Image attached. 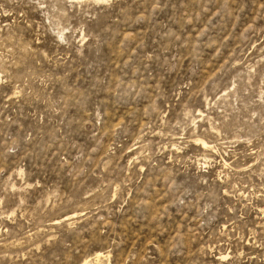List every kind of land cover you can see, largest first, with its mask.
<instances>
[{
	"label": "rangeland",
	"instance_id": "374dc122",
	"mask_svg": "<svg viewBox=\"0 0 264 264\" xmlns=\"http://www.w3.org/2000/svg\"><path fill=\"white\" fill-rule=\"evenodd\" d=\"M0 264H264V0H0Z\"/></svg>",
	"mask_w": 264,
	"mask_h": 264
}]
</instances>
